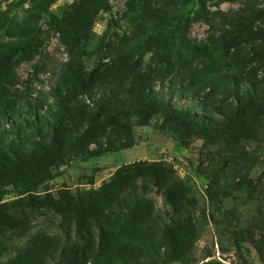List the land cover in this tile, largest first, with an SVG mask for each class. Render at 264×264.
<instances>
[{
	"label": "trees",
	"instance_id": "obj_1",
	"mask_svg": "<svg viewBox=\"0 0 264 264\" xmlns=\"http://www.w3.org/2000/svg\"><path fill=\"white\" fill-rule=\"evenodd\" d=\"M111 1L74 0L56 14V0H10L4 6L0 0V258L10 252L5 241L26 235L37 214L58 213L67 234L38 230L0 264L183 261L200 230L191 211L197 200L190 196L193 181L179 178L164 161L124 164L98 189L64 188L56 196L48 188L62 164L130 147L131 119L147 126L156 115L174 132L177 149L187 148L191 136L202 138L204 147L221 146V160L197 166L206 174L207 202L221 211L233 191L256 198L253 221L235 233L263 254L264 170L248 176L252 161L240 142L264 136V0H242L232 11L209 10L210 0H124L121 18L110 17L95 42L94 25L111 11ZM211 1L218 6L235 0ZM120 19L127 30L120 31ZM197 21L208 26L205 39L188 34ZM50 33L66 54L51 68L43 60ZM35 58L32 71L20 78L16 68ZM45 72L54 85L36 90ZM167 77L169 85L178 79L182 92L201 99L204 117L158 96L153 81ZM149 184L170 208L169 220L145 196ZM7 195L12 198L4 200ZM225 217L231 224L228 210Z\"/></svg>",
	"mask_w": 264,
	"mask_h": 264
},
{
	"label": "rangeland",
	"instance_id": "obj_2",
	"mask_svg": "<svg viewBox=\"0 0 264 264\" xmlns=\"http://www.w3.org/2000/svg\"><path fill=\"white\" fill-rule=\"evenodd\" d=\"M2 6L6 1L1 0ZM74 0H56L51 6V9L56 14H60L63 8ZM213 1H208L209 10L220 9L222 11L236 10L241 6L242 0L223 1L218 6L212 5ZM112 9L110 12L102 13L101 19H98L94 25L95 39L98 40L106 27L107 20L112 18H121V13L126 5L124 0L111 1ZM19 16L21 12L18 13ZM120 31L127 30L129 24L125 19H120ZM45 28V26H43ZM209 33L207 24L202 21L192 23L189 28L188 34L193 38L205 39ZM43 60L48 63V66L60 65L66 57L63 47L58 41L57 34L50 33L48 39L44 44ZM35 60L21 63L16 72L20 78H26L32 71V64ZM147 59V58H146ZM260 75V74H259ZM39 79L42 83L35 82L36 90H48L54 85V80L48 72L40 73ZM176 82L171 86L169 85V77L163 81L156 78L153 81V89L168 101L175 108L190 109L191 112L198 118H202L203 113L199 109L198 103L201 99L193 95L191 92H182L181 83ZM170 87H173L174 90ZM44 108L43 110H45ZM132 137L133 144L118 152H107L103 155L90 158L88 160H72L60 166L61 174L48 183L49 191L53 195L58 196L61 189H69L75 192L78 189H98L103 183L108 182L116 169L120 166L132 162L145 161L151 162L153 160L164 161L167 165L174 169L175 174L181 178H190L193 181L192 193L190 196L196 198V205L191 208L193 221L199 222L196 227V235L190 239L189 251L184 255L182 260H174L168 264H206L214 262V264H264V252L260 254L253 244L246 240H239L236 237L235 229H246L248 223L253 221V216L256 213L257 200L256 198L248 199L245 192L233 191V195L224 198V207L221 211L214 209L213 205L208 204L206 196V174L197 169L199 162H203V166L212 165L216 161L221 160L219 156L220 145L212 143L210 146L204 147L203 139L197 136H191L189 144L185 149H177L172 144V137L174 132L169 129L163 128V117L156 115L153 117L149 125L141 126L136 122L133 117ZM160 129L167 131L166 135L162 136ZM261 138V136H260ZM165 143L166 146L161 145ZM156 145H159L157 147ZM240 146L249 154V159L252 161L250 165L248 176L258 177L264 170V136L257 140H242ZM95 145L91 144L89 148H94ZM230 176V175H229ZM221 178V181L229 180ZM220 181V183H221ZM140 184V181L138 182ZM41 189V188H40ZM145 196L153 203L154 212L159 214L163 219H170V208L164 203L163 196L157 191L156 186L149 184ZM12 196H5L4 200H10ZM206 205V221L202 223L201 206ZM225 210L230 212L233 217L232 223L229 224L225 217ZM213 216L210 217V214ZM61 221L58 213H48L47 215H36L31 219L30 231L17 239H8L5 245L10 248V252L0 259L12 256L16 249L23 245L27 239L38 232L43 230L49 234H58L64 238L67 236L65 230L60 228L59 222ZM70 236H74V226L69 224ZM68 230V228H67Z\"/></svg>",
	"mask_w": 264,
	"mask_h": 264
}]
</instances>
